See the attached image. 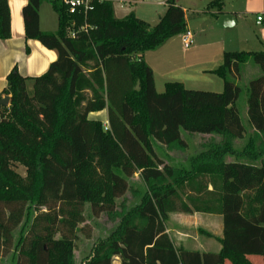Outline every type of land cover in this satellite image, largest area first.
Segmentation results:
<instances>
[{
	"label": "trees",
	"instance_id": "1",
	"mask_svg": "<svg viewBox=\"0 0 264 264\" xmlns=\"http://www.w3.org/2000/svg\"><path fill=\"white\" fill-rule=\"evenodd\" d=\"M41 1L22 8L24 37L56 60L30 79L31 91L13 69L0 94L9 97L0 106V264L6 256L8 264H74L85 205L116 226L81 264H264V52L225 53L212 71L220 93L167 83L156 94L142 57L186 32L173 0L154 26L133 13L116 18L106 0L86 11L45 0L56 34L39 29ZM9 38L8 0H0V40ZM249 60L260 75L244 88L245 126L232 77ZM101 111L106 127L87 118ZM181 133L210 139L186 168L158 169V153L185 151ZM171 212L221 216L220 251L176 249L165 232Z\"/></svg>",
	"mask_w": 264,
	"mask_h": 264
},
{
	"label": "crops",
	"instance_id": "2",
	"mask_svg": "<svg viewBox=\"0 0 264 264\" xmlns=\"http://www.w3.org/2000/svg\"><path fill=\"white\" fill-rule=\"evenodd\" d=\"M106 1L112 3L116 18H123L133 13L136 18L154 26L165 12L166 3L170 0H119L118 3L123 7V11L118 9V15L112 2L114 0ZM173 1L184 13L186 31L193 36V45L184 50L179 36H175L158 49L143 55L142 60L151 71L156 94H162L167 83H179L187 90L220 93L223 90V81L212 71L220 65L225 53L264 52V0ZM213 1L217 2L210 6ZM25 3L26 0H8L10 38L0 40V94L6 88L7 75L13 69H16L21 77L28 79L26 87L31 91L30 79L43 75L49 65L56 60L54 51L44 48L38 41L25 39L21 14ZM223 15L231 16L234 20L233 24L230 23V26L225 27L217 26V18ZM257 17L262 18L259 23L256 21ZM38 24L42 32L51 34L57 32V15L45 0H42L39 6ZM242 110L246 119L244 105ZM87 118L100 121L104 126L107 125L105 111L90 113ZM181 139L186 151L188 144L182 136ZM205 142L203 140L199 143L200 150ZM235 144L237 145L238 142ZM176 153H168L169 157H164L163 161L157 156L155 162L158 169L168 166L186 168L191 156L178 163L174 161L178 156ZM14 170L20 176L25 175V170L21 166L16 165ZM207 190L211 191L210 185ZM165 229L176 249L199 253L220 251L221 247L217 239L222 237V217L219 215L171 212L168 214ZM114 263L118 264L117 259Z\"/></svg>",
	"mask_w": 264,
	"mask_h": 264
},
{
	"label": "rangeland",
	"instance_id": "3",
	"mask_svg": "<svg viewBox=\"0 0 264 264\" xmlns=\"http://www.w3.org/2000/svg\"><path fill=\"white\" fill-rule=\"evenodd\" d=\"M119 0H114L113 4H115V12L118 15V9L120 11H123V7L118 3ZM260 75V72L257 67H255L251 60H249L246 64L242 66V69L240 71V74L238 76V80H236L235 77H232V79L235 80V82H238L237 84L241 88L240 96L237 101V107L238 111L240 113V118L242 123L245 124V116L243 115L242 107L244 105V98H245V85L246 83L258 77ZM183 139L187 142L188 147L185 151V153H176L178 156L174 158L175 162L181 163L183 159L186 157L189 158V156L194 155L196 152L200 150L199 146L203 140L207 141V139L201 137L198 135L189 136L187 134L181 133ZM238 145L241 144V141H237ZM168 153L161 151L157 154V156L162 160L164 157H169L167 155ZM163 161V160H162ZM165 162V161H164ZM138 181H136V177L133 180V183L137 184ZM128 198V197H127ZM128 205H131L135 203L136 200H133L130 198L127 200ZM84 219L85 222L79 226V232L77 233V237L74 244V251H73V257H74V264H81V262L91 253V249L93 245L97 241L104 240L109 234L114 230L116 223H110L104 215H100L97 217H93L90 214L88 205H85L84 207ZM56 238H58L56 236ZM2 260L8 264V256L3 257Z\"/></svg>",
	"mask_w": 264,
	"mask_h": 264
},
{
	"label": "built area",
	"instance_id": "4",
	"mask_svg": "<svg viewBox=\"0 0 264 264\" xmlns=\"http://www.w3.org/2000/svg\"><path fill=\"white\" fill-rule=\"evenodd\" d=\"M62 4H64L66 7H68L71 11L76 8V7H81L83 8L84 11L90 10V2L91 0H61ZM262 20L261 17H257L256 21L259 23ZM70 37H74V33H70ZM182 48L184 50L189 49L193 45V36L189 31H186L183 33L180 37ZM107 126V125H106ZM105 126V127H106Z\"/></svg>",
	"mask_w": 264,
	"mask_h": 264
},
{
	"label": "water",
	"instance_id": "5",
	"mask_svg": "<svg viewBox=\"0 0 264 264\" xmlns=\"http://www.w3.org/2000/svg\"><path fill=\"white\" fill-rule=\"evenodd\" d=\"M234 20L231 16L229 15H223L221 17H218L216 20V25L220 26V27H225V26H230L229 24H233ZM9 104V97L8 96H4L1 100H0V106L3 107H7Z\"/></svg>",
	"mask_w": 264,
	"mask_h": 264
}]
</instances>
